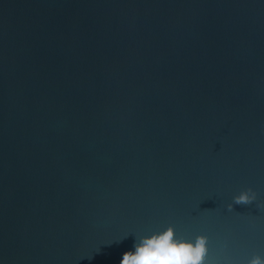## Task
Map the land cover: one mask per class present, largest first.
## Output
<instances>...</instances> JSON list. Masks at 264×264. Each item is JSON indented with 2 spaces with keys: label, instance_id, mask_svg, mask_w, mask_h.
Listing matches in <instances>:
<instances>
[{
  "label": "water",
  "instance_id": "95a60500",
  "mask_svg": "<svg viewBox=\"0 0 264 264\" xmlns=\"http://www.w3.org/2000/svg\"><path fill=\"white\" fill-rule=\"evenodd\" d=\"M168 227L264 256V0H0V264Z\"/></svg>",
  "mask_w": 264,
  "mask_h": 264
},
{
  "label": "clouds",
  "instance_id": "9594fccd",
  "mask_svg": "<svg viewBox=\"0 0 264 264\" xmlns=\"http://www.w3.org/2000/svg\"><path fill=\"white\" fill-rule=\"evenodd\" d=\"M256 200V193L245 189L232 197L237 204H250ZM232 210V204H227ZM204 236H198L195 241H183L175 238L171 227L159 233L138 236L133 242V248L121 254L120 264H204L206 254ZM247 264H264V256L253 255Z\"/></svg>",
  "mask_w": 264,
  "mask_h": 264
}]
</instances>
